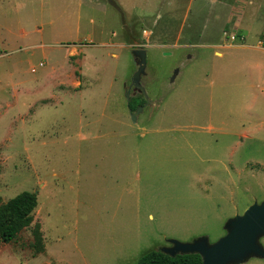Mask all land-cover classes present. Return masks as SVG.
Segmentation results:
<instances>
[{"label":"rangeland","instance_id":"rangeland-1","mask_svg":"<svg viewBox=\"0 0 264 264\" xmlns=\"http://www.w3.org/2000/svg\"><path fill=\"white\" fill-rule=\"evenodd\" d=\"M257 43L264 0H0V197H37L0 264H136L170 239L222 236L264 199Z\"/></svg>","mask_w":264,"mask_h":264},{"label":"water","instance_id":"water-1","mask_svg":"<svg viewBox=\"0 0 264 264\" xmlns=\"http://www.w3.org/2000/svg\"><path fill=\"white\" fill-rule=\"evenodd\" d=\"M131 51L140 56V63L133 73L128 89L125 90L127 102L130 99L128 91L131 86H136L139 73L143 69L145 54V49L142 47L134 48ZM174 73L176 74L177 70H174ZM141 108L142 106L139 105L134 112H130L132 121H134L136 113ZM225 225L226 232L212 243H208L204 237L188 242L170 239L172 246L163 248L161 251L170 255L175 253H198L201 256V264L240 262L250 255L264 259V248L258 243V238L264 235V199L260 202H252L240 215H235L227 220Z\"/></svg>","mask_w":264,"mask_h":264},{"label":"trees","instance_id":"trees-1","mask_svg":"<svg viewBox=\"0 0 264 264\" xmlns=\"http://www.w3.org/2000/svg\"><path fill=\"white\" fill-rule=\"evenodd\" d=\"M144 102L137 95L131 96L127 102L131 111ZM37 207V197L32 191L23 190L13 197L3 201L0 197V240L10 242L17 238L18 233L28 227L33 221V212ZM31 239L27 242L33 255L42 253L45 249L43 234L39 222L31 227ZM198 253L167 254L159 249H149L136 261V264H201Z\"/></svg>","mask_w":264,"mask_h":264},{"label":"crops","instance_id":"crops-1","mask_svg":"<svg viewBox=\"0 0 264 264\" xmlns=\"http://www.w3.org/2000/svg\"><path fill=\"white\" fill-rule=\"evenodd\" d=\"M239 23V22H238ZM238 23H236L235 25H234V27H236V28H238L239 27V24ZM210 27V26H209ZM217 31H218V28H217ZM217 31H216V33H217ZM241 36V35H240ZM185 37L186 38H190L189 37V35H185ZM203 38V40H205V41H207L208 42V44H211V46L212 45H217L218 43V41L217 40H219L218 39V36H216V35H214V33H213V31H212V28H209V30H208V27L207 26H202L201 27V31L198 33V34H196L195 35V38ZM252 46L251 47H253L254 49H261V50H263L264 51V47L262 46V47H260L259 45H258V43L257 44H251ZM214 53H216L217 55H222V52L221 51H219V50H215V52ZM258 66V64H257V62L256 63H252V66L250 67L251 69H254V70H256L255 68ZM257 71V70H256ZM251 86H253L252 84H250ZM256 97V95H253V97H252V100L254 99Z\"/></svg>","mask_w":264,"mask_h":264},{"label":"built area","instance_id":"built-area-1","mask_svg":"<svg viewBox=\"0 0 264 264\" xmlns=\"http://www.w3.org/2000/svg\"><path fill=\"white\" fill-rule=\"evenodd\" d=\"M229 38L234 40L235 39V35L232 33V34H229Z\"/></svg>","mask_w":264,"mask_h":264},{"label":"flooded vegetation","instance_id":"flooded-vegetation-1","mask_svg":"<svg viewBox=\"0 0 264 264\" xmlns=\"http://www.w3.org/2000/svg\"><path fill=\"white\" fill-rule=\"evenodd\" d=\"M131 89H132L133 91H134V90H135V91H138V88H134V89H133V87H131ZM137 93H138V92H137ZM134 96H135V95H134ZM143 103H144V102H143ZM142 105H143V104H142Z\"/></svg>","mask_w":264,"mask_h":264}]
</instances>
